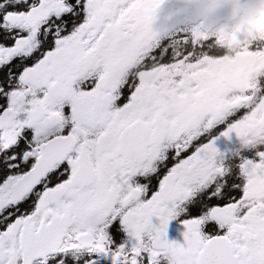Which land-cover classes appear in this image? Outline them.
I'll list each match as a JSON object with an SVG mask.
<instances>
[{"label":"snow or ice","instance_id":"1","mask_svg":"<svg viewBox=\"0 0 264 264\" xmlns=\"http://www.w3.org/2000/svg\"><path fill=\"white\" fill-rule=\"evenodd\" d=\"M0 264H264V0H0Z\"/></svg>","mask_w":264,"mask_h":264},{"label":"flooded vegetation","instance_id":"2","mask_svg":"<svg viewBox=\"0 0 264 264\" xmlns=\"http://www.w3.org/2000/svg\"><path fill=\"white\" fill-rule=\"evenodd\" d=\"M224 15V14H222ZM226 21L221 20V23H225ZM236 29H230L226 34H221L218 32L212 33L213 35H217L218 41L222 43L226 49V51H234L235 48L239 47L240 40L237 39ZM243 38L247 39L248 34L242 33ZM247 54L237 53L236 58L232 60H228L227 63L221 65L218 69L219 73L222 75H234L243 69V67L249 63L250 61L246 58ZM227 60V57H225Z\"/></svg>","mask_w":264,"mask_h":264}]
</instances>
